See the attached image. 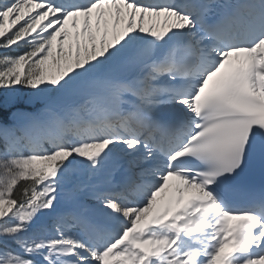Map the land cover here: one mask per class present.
<instances>
[{"label": "snow or ice", "instance_id": "obj_1", "mask_svg": "<svg viewBox=\"0 0 264 264\" xmlns=\"http://www.w3.org/2000/svg\"><path fill=\"white\" fill-rule=\"evenodd\" d=\"M0 264H264V0H0Z\"/></svg>", "mask_w": 264, "mask_h": 264}, {"label": "bare ground", "instance_id": "obj_2", "mask_svg": "<svg viewBox=\"0 0 264 264\" xmlns=\"http://www.w3.org/2000/svg\"><path fill=\"white\" fill-rule=\"evenodd\" d=\"M172 195H175V192H170L169 193V197H171Z\"/></svg>", "mask_w": 264, "mask_h": 264}]
</instances>
